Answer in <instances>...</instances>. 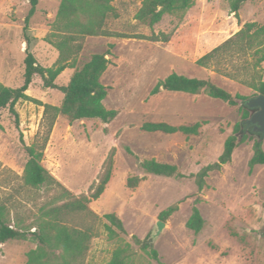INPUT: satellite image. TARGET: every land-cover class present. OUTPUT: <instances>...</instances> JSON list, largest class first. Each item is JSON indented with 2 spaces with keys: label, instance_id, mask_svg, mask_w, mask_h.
Here are the masks:
<instances>
[{
  "label": "rangeland",
  "instance_id": "rangeland-1",
  "mask_svg": "<svg viewBox=\"0 0 264 264\" xmlns=\"http://www.w3.org/2000/svg\"><path fill=\"white\" fill-rule=\"evenodd\" d=\"M141 2L112 0L114 13L104 22L109 34L86 36L75 62L77 68L92 54L108 51L109 64L101 82L107 87L105 107L117 110L113 120L70 123L57 115L45 139L52 113H44V104L59 105L63 95L46 88L37 75L26 91L33 100L15 103L17 122L8 107L0 111V206L12 225L34 231L32 223L41 207L56 203L52 202L54 189H36L24 182L25 145L42 149V165L75 196L89 193L111 156L109 181L100 196L88 203L95 216L81 213L69 218L71 226L90 229L85 264H107L113 250L127 244L134 251L129 264H264V164L249 168L253 140L240 143L230 162L208 174L201 190L189 176L217 159L224 140L243 121L239 107L204 93L160 91L150 95L155 82L171 72L209 78L233 94L256 95L252 84L264 81V61L255 66L252 51H225L207 67L196 60L245 22L264 24V0H245L237 17L230 11V0H193L190 8L164 14L152 26L135 18ZM59 3L37 0L24 29L29 0H0L2 84H22L26 52L43 66L54 65L58 51L44 37L51 32ZM161 33L167 41L133 37ZM75 68L64 69L55 82L66 84ZM160 121L172 125L200 122L201 126L198 134L188 136L141 129L145 122ZM261 146L264 151L262 135ZM150 158L174 164L185 176L146 173L139 161ZM129 176L141 180L129 188ZM172 204L177 209L161 220L159 213ZM193 206L204 220L198 233L186 227ZM109 212L119 217L125 233L108 235L103 214ZM158 221L164 225L156 233ZM132 236L147 238L158 258L141 250ZM36 246L30 235L0 243V264H24L26 253Z\"/></svg>",
  "mask_w": 264,
  "mask_h": 264
},
{
  "label": "trees",
  "instance_id": "trees-1",
  "mask_svg": "<svg viewBox=\"0 0 264 264\" xmlns=\"http://www.w3.org/2000/svg\"><path fill=\"white\" fill-rule=\"evenodd\" d=\"M112 0H60L55 20L51 26V32L44 38L58 51L54 65L46 67L37 62L31 52H26L23 60L24 72L22 84L18 87H10L0 82V111L8 107L16 122L18 113L15 103L19 100H33L27 93L32 82V77H40L46 88L55 89L62 93L63 97L59 105L44 104V113H52L48 124L46 136L49 134L54 119L57 115L65 116L69 122L82 119H99L104 124L109 123L117 115V110L107 109L103 103L107 95V87L101 82V76L108 67V51L94 53L80 67L75 68L78 53L82 49L83 40L86 36L108 35L104 31V22L109 14L114 13ZM245 0H230V11L237 17L238 10ZM30 8L24 18V29L27 28L29 18L35 12L37 0H29ZM193 5V0H142L141 6L135 14L139 21L147 22L152 26L161 20L164 14L177 11L183 12ZM117 35V34H116ZM124 37H132L120 35ZM133 37L148 39L151 41H167L166 35L152 34L135 35ZM235 50L240 53L252 51L257 66L264 61V24L257 25L254 22H245L237 32L225 41L211 49L196 60V64L207 67L225 51ZM66 68H75L66 84L60 85L55 82L56 77ZM230 75V73H228ZM226 73V75H228ZM233 75V74H232ZM231 75V76H232ZM235 76V75H233ZM257 93L264 94V81L259 79L252 84ZM160 91L181 92L186 94L204 93L210 98L221 100L230 106H238L243 121L250 113L244 104L247 96L239 93H231L213 83L209 78H198L171 72L165 77L158 79L150 90V95ZM236 123L232 133L227 136L223 143L222 152L214 162L202 166L196 173L189 176L194 178L198 190L205 185V179L212 171H218L222 165L230 162L234 149L247 140H253L252 156L249 159V168L254 165L264 164V151L261 146V134L254 132L251 126L244 123ZM200 122L193 124L172 125L167 122H145L141 129L148 132L181 133L184 135L198 134ZM255 135H259L255 138ZM27 160L23 169L24 182L36 189H54L52 202L56 203L48 207H41L40 213L32 223L34 231L30 227L23 228L18 224L12 225L0 206V243L13 239H25L28 235L37 242L35 249L26 253L24 264H85L84 255L88 249L90 239L89 227H76L69 224V218L77 214H95L89 209L88 203L97 199L103 192L111 174V156L105 162L104 173L96 184L91 185L87 195L75 196L67 187L60 183L42 165V149L35 145H25ZM128 153H132L126 147ZM139 166L146 172L165 177H183V173L177 170L174 164L159 162L154 158L142 159ZM138 176H129L126 185L135 187L139 181ZM177 209L172 204L159 213L161 220L166 219ZM106 219L105 230L110 237L119 233H125L122 221L113 213H104ZM204 224V220L196 206L186 221V227L198 233ZM133 241L141 250L151 258L157 259V251L147 238L139 239L132 236ZM134 251L130 245L118 247L113 250L107 264H129L132 262Z\"/></svg>",
  "mask_w": 264,
  "mask_h": 264
},
{
  "label": "water",
  "instance_id": "water-1",
  "mask_svg": "<svg viewBox=\"0 0 264 264\" xmlns=\"http://www.w3.org/2000/svg\"><path fill=\"white\" fill-rule=\"evenodd\" d=\"M244 104L253 111L243 123L247 126H251L254 132L264 136V94L257 93L254 96L248 97L244 100ZM163 225L164 223L162 221L156 223V233L162 229Z\"/></svg>",
  "mask_w": 264,
  "mask_h": 264
}]
</instances>
